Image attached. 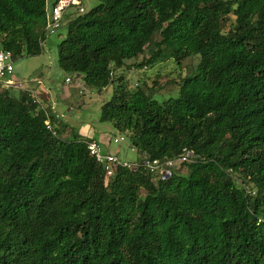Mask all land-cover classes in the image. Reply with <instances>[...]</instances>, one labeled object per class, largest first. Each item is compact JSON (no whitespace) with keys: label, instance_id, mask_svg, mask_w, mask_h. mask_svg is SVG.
I'll return each instance as SVG.
<instances>
[{"label":"trees","instance_id":"trees-1","mask_svg":"<svg viewBox=\"0 0 264 264\" xmlns=\"http://www.w3.org/2000/svg\"><path fill=\"white\" fill-rule=\"evenodd\" d=\"M71 6L57 62L99 93L148 44L151 64L199 56L176 97L117 83L100 110L138 161L195 158L166 179L139 162L106 181L92 139L59 136L48 108L2 87L0 264H264V0ZM48 12L0 0V50L39 55Z\"/></svg>","mask_w":264,"mask_h":264},{"label":"rangeland","instance_id":"rangeland-1","mask_svg":"<svg viewBox=\"0 0 264 264\" xmlns=\"http://www.w3.org/2000/svg\"><path fill=\"white\" fill-rule=\"evenodd\" d=\"M97 3L98 0H79L78 5H72L68 12L74 13L77 7H81L82 11H87ZM50 6L51 0H47L48 10ZM66 22L67 18L61 21L54 33L46 34L39 55L14 56V75L12 76H16L22 87L34 84L35 79L41 80L37 90L42 94L47 89L48 98L41 97L39 100L49 109V112L54 114L52 124L58 130L59 136L68 139L100 140L104 153L113 154L121 160L135 163L140 156L130 146L128 133L116 129L110 121L100 120L101 105L111 98L117 83L124 84L128 89H134L137 86L152 89L153 98L158 101L176 97L181 79L194 71L199 62V56L192 55L181 62L164 59L151 64L146 62V58L154 47L148 44L142 54L128 59L121 67H113V82L99 93L84 82L83 76L67 74L58 65V44L66 35ZM156 38L153 36V40ZM65 77H69L70 81L65 82ZM2 87L0 85V91ZM8 88L12 95L22 96L21 91L18 90L19 87L9 86ZM69 108H71L70 111ZM119 137L123 139L114 142V138ZM179 171L185 173L186 166L180 165ZM105 179L108 181L110 177Z\"/></svg>","mask_w":264,"mask_h":264},{"label":"built area","instance_id":"built-area-1","mask_svg":"<svg viewBox=\"0 0 264 264\" xmlns=\"http://www.w3.org/2000/svg\"><path fill=\"white\" fill-rule=\"evenodd\" d=\"M79 3V0H57L53 5L50 6L48 12V19L46 24V34L54 33L60 26L63 12L72 4ZM82 10V8H81ZM13 54L8 50H0V85L3 87H22L20 82L14 79L11 75L13 73ZM70 78L65 77V82H69ZM38 101V99L35 97ZM47 127L50 125L47 122ZM123 137L114 138V142L122 140ZM87 148L89 152L94 155L96 160L103 166L105 171V177H111L117 167H137L139 162L143 164L148 171L154 176V179H166L168 178L174 167L179 166L182 162L192 161L195 155L191 151H183L182 154L175 159H147L143 158L141 161L130 163L119 159L116 155L104 153L100 144L91 140L87 142Z\"/></svg>","mask_w":264,"mask_h":264},{"label":"crops","instance_id":"crops-1","mask_svg":"<svg viewBox=\"0 0 264 264\" xmlns=\"http://www.w3.org/2000/svg\"><path fill=\"white\" fill-rule=\"evenodd\" d=\"M13 74V73H12ZM14 75V74H13ZM12 76V75H11ZM14 79L17 80L16 76H12ZM35 83L34 84H31V85H28L26 87H19L18 90L21 91V95H25L26 93H30L33 97H36L38 99V104L40 107H45L41 104L40 102V98L43 97V98H48V93H47V89L44 90V92L41 94L40 92H38V86L41 84V80L40 79H35ZM23 92V93H22ZM47 93V94H46ZM52 107V106H51ZM47 108V107H46ZM71 110V108H69V111ZM61 116V114H60ZM92 140H94L93 138H90ZM89 139V140H90ZM97 141L99 144H100V140H95Z\"/></svg>","mask_w":264,"mask_h":264}]
</instances>
